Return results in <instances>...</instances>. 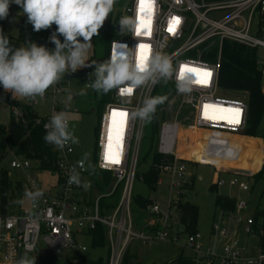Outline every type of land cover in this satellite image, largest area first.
I'll use <instances>...</instances> for the list:
<instances>
[{
	"label": "built area",
	"instance_id": "obj_1",
	"mask_svg": "<svg viewBox=\"0 0 264 264\" xmlns=\"http://www.w3.org/2000/svg\"><path fill=\"white\" fill-rule=\"evenodd\" d=\"M114 7L105 21L114 27V32L110 30L112 35L108 40L106 61L114 49L116 52L130 51L134 62L160 52L172 60L174 74L166 81L177 91V76L187 75L191 78V90L183 92L190 96L182 100L183 104L191 107L188 119L178 121L177 111L173 120L162 121L155 144L156 151L164 158L161 174L168 177L166 185L170 196L173 195L174 188L179 190L178 196L169 201V210L182 195L187 170L185 162H202L200 159L202 151L208 149L219 150L225 155L246 153L249 150V146L244 147L241 144L236 146L235 143H231L228 136L244 133L248 115L246 101L240 97L233 99L222 96L218 82V63H210L202 59L200 54L217 48L220 59L225 43H237L255 49L257 65L264 81V0H148L143 7L140 0H131L126 12L129 14L128 17L136 21V28L150 21V28H141L140 34L136 36L127 29H122V33L117 32L121 17L119 14L114 16ZM174 18L178 19L179 23H175ZM258 18L259 27L254 31L253 25ZM170 27H173L174 31L170 32ZM55 29L56 25L53 24L44 43V47L50 51L55 49V44L50 39ZM58 38L63 42L62 36ZM140 44L146 47L140 48ZM84 76L88 85L95 80V75L90 70L85 71ZM164 81L161 80L155 85L148 83L137 88L130 102L122 98L115 89L104 94V109L96 137V154L91 167L77 155L76 147L69 142L62 150L56 148L59 154L58 172L47 171L56 176V182L47 187H44L38 178L33 177V171L39 170L31 160L15 156L10 161L11 168L24 172L28 178L27 183L19 181L15 187L10 182L9 169H4L7 171L6 177L10 184L8 188L3 184V172L0 170V264H15L26 252L35 253L41 239L55 252L62 249L85 251L86 247L78 243L79 238L91 237V231L100 227L104 228L110 251L107 264H121L126 250L135 240L148 243L170 239L167 230L168 211L162 212L157 202L149 204L148 210L161 216L163 221L151 234L138 230L131 214L145 124V120L132 119L131 112L140 107L145 98L151 97ZM61 84L63 82L59 80L43 97V99L52 97L53 110L57 103V94L64 92ZM99 94L102 97V92ZM39 98L36 97L34 100L25 98L26 101L19 98V101L34 105ZM64 102L70 103L67 98ZM219 109H226L227 112L230 110V113L228 116L224 114L222 118H218L216 112ZM12 110L19 114L17 108ZM121 113H127V116H122ZM50 118L46 117L44 128ZM112 118L116 121L113 125L116 126L117 137L115 136L116 144L111 150L108 145ZM182 132V139L190 133L192 146L178 144ZM216 133L225 135L226 138L220 139ZM81 162L83 167H80ZM263 162L264 159L260 162L259 168ZM213 165L218 172L246 171V174L236 172V176L229 181V185L237 186L241 191L248 190L249 187L239 180L238 176L251 177L259 171V168L252 171L240 166L220 169ZM73 168L80 173V186L68 183ZM92 169L111 175L105 192L97 191ZM21 182L24 184L23 187H26L23 190L24 196L14 199L13 191L20 190ZM162 182L161 179L159 184ZM85 183L90 186L85 188L83 186ZM223 184L225 182L220 178L216 182L218 187ZM37 190L43 195L36 202L25 198L26 191ZM116 193H119L118 200L111 205ZM24 199L27 200L26 204ZM104 199L109 201L104 204ZM16 205L20 206L18 210ZM246 207V201L237 199L233 228L220 226L219 223L212 224L210 240L214 238V242L212 246L208 245V248L204 247V237L199 232L187 235L185 245L193 251L196 264H215L216 261L218 264H261L263 255L248 258L243 253L244 245L239 232L245 233L246 236L255 233L253 215L247 218L241 215ZM173 241L177 242V238ZM219 244H222L220 250ZM68 264L76 262L71 258Z\"/></svg>",
	"mask_w": 264,
	"mask_h": 264
},
{
	"label": "rangeland",
	"instance_id": "obj_2",
	"mask_svg": "<svg viewBox=\"0 0 264 264\" xmlns=\"http://www.w3.org/2000/svg\"><path fill=\"white\" fill-rule=\"evenodd\" d=\"M130 3L131 0H115L114 16L119 14L121 18L128 17L129 14L126 12V8L130 5ZM11 9L13 14L4 20L3 28L11 35L17 36L20 28L19 16L23 15V9L15 3L11 4ZM257 20H259V18L254 22V31L259 27V22ZM110 26L111 24L104 23L99 29L98 34L92 38L91 48L88 50L85 61L87 66L78 69L74 73L69 71L63 74L60 81L63 82V84H61V88L64 89V92L57 94L55 110H53V100L51 96L44 99L39 98L34 104V109L40 118L52 117V115L56 112H65L69 121V130L79 140L78 144H73L76 147L77 155L82 157L87 165H91L96 154L97 130L104 107L100 103L102 97L99 92L95 91L91 85L86 83L84 72L90 70L94 73L95 66L106 61ZM82 90L85 93L84 95H80ZM262 90L264 91V81L262 82ZM222 93V96L228 98L236 99L237 97V95L232 93ZM69 94L72 95V100L69 104H65L64 99L67 98ZM168 96V102L165 107V112L167 113L166 120H173L177 111L179 112V115L177 116L178 121H185L188 119L191 107L183 104L182 100L189 97L190 94L180 93L173 89L169 92ZM240 97L244 100L246 99L245 94H242ZM22 100L26 101L25 98H22ZM7 119L8 111L6 107L2 106L0 107V123H7ZM151 123V119L145 121L144 136L141 142L139 159L147 151L149 145L147 139H149L152 135ZM263 128L264 114L259 125V131ZM204 132L206 133L207 131ZM182 136L183 132L179 138L178 144L183 143L185 146H192L190 133H187L183 139ZM247 146H249V150H247L246 153L241 152L237 154L232 161H228L224 158H214L212 160L211 157L213 156V151L209 149L207 155L205 154L202 156L204 159L202 162H185L187 170L183 182V190L181 191L183 195L181 199H188L199 207L197 230L204 237L205 248H208V245L212 246L214 242V238L210 240L213 223H219L220 226L226 225L232 228L234 226L233 217L236 213V208L233 212L228 213L216 207L215 199L218 193L230 195L236 199L246 201L247 207L241 212V215L244 218L252 216L258 203L264 204V199H261L260 196L264 185L262 180L256 181L253 177L238 176L239 180L245 182L249 187L248 190L241 191L237 186L229 185V181L233 179L236 174L229 171L218 172L213 165L207 163H213L220 169L225 167L240 166L241 168L255 171L258 163L264 157V152L260 143L255 140L246 139L244 147ZM177 150L179 152V148ZM85 154H87V159H85ZM4 157L3 162L0 163V170L2 168L9 169L10 182L12 185L15 187L19 181L27 183L28 178L24 175V172L10 167V161L15 158L14 154L7 151ZM149 164L150 160H148L147 164L142 163L138 169L140 168V171H145L149 167ZM33 177L35 179L38 178L39 181H42L47 185L54 184L56 182V176L54 174H49L47 171L40 172L35 170L33 171ZM159 177V181L162 179L163 182L159 184L158 181V187L150 190L142 181H140L141 179H136L133 194L149 197L152 203H158L162 212L165 213L168 211L167 230L169 232L170 239L168 241H152L148 243H142L139 240L133 241L130 244V250L132 253L138 254L139 259L137 264H163L166 261L175 258L180 252H183L185 256L194 257L193 251L185 245L187 233L183 232V226L178 222V209L176 204L173 203L174 206L172 204L168 210L169 201L173 197L178 196L179 190L174 188L173 195L170 196L166 185L168 182L167 175L160 174ZM219 178L224 180L225 184L218 187L216 182ZM23 182H21L22 185L20 186V190L13 191V195L15 196L14 199H20V196H24L23 190H25L26 187H23ZM213 185L217 189H211ZM24 201V204H26L27 200L24 199ZM19 208L20 206L16 205V210ZM131 210L136 228L144 233H153L160 222L163 221L161 216L150 213L148 206L146 209L140 210L139 207L132 205ZM163 216L165 217V214H163ZM239 236L244 245L243 253L245 256L248 258L258 256V236L253 233L246 236L243 232H239ZM175 238H177V242L173 241ZM78 243L79 245L85 246L86 250L62 249L60 252H55L49 249L43 239H41L39 241L37 251L33 254L30 253L27 255L30 257L36 256V264H68V260L71 258L75 262H78L77 259L81 257L90 260L98 258H103L105 260L109 258L110 251L108 242L106 246H93L91 237L84 236L79 238ZM221 248L222 244H219L218 249L220 250ZM215 264H218V261H216Z\"/></svg>",
	"mask_w": 264,
	"mask_h": 264
},
{
	"label": "clouds",
	"instance_id": "obj_3",
	"mask_svg": "<svg viewBox=\"0 0 264 264\" xmlns=\"http://www.w3.org/2000/svg\"><path fill=\"white\" fill-rule=\"evenodd\" d=\"M12 3L23 9L34 31L47 30L53 24L56 25L50 37L55 44V49L51 51L33 42L13 49L7 36L0 31V86L14 97L34 100L36 97L43 99L46 91L58 83L66 72L74 73L87 66L85 61L92 38L109 17L115 0H0V19L8 16ZM119 24L122 29L137 35L136 21L132 17H122ZM59 36L63 37V42ZM173 74L172 60L166 54L157 52L134 62L130 51L116 52L114 49L109 60L95 66V80L91 87L104 94L115 89L130 102L137 88L148 83L155 85L161 80L166 81ZM191 87L189 76H177L179 92H188ZM84 94L82 90L80 95ZM67 100H72L71 94ZM165 100L164 96L145 98L142 105L131 112V118L150 120L157 106ZM45 128V142L58 149L62 150L69 142L79 143L78 138L69 130V121L63 111L53 114ZM80 167H83L82 162ZM68 183L81 185L80 173L75 168L72 169ZM83 186L87 188L90 185L85 183ZM42 195L39 190L25 192V198L32 202H36ZM28 250H31V246ZM15 264H36V256L30 257L26 252Z\"/></svg>",
	"mask_w": 264,
	"mask_h": 264
},
{
	"label": "trees",
	"instance_id": "obj_4",
	"mask_svg": "<svg viewBox=\"0 0 264 264\" xmlns=\"http://www.w3.org/2000/svg\"><path fill=\"white\" fill-rule=\"evenodd\" d=\"M12 14L10 5L8 16ZM6 18L0 19V31H2L9 39L10 47L13 49L24 47L27 46L29 42L36 43L38 46H44L49 34V29L41 30L39 32L34 31L32 25L28 23L27 16L23 14L19 16V33L17 36H13L6 32L3 28V22ZM109 29L114 32L113 26H110ZM112 32L109 31V36L112 35ZM217 55V48H211L201 53L200 57L210 63H218V82L222 92L229 94L232 93L237 95V97H240L242 94L246 95L245 101L248 106V115L244 134L248 136L260 137L264 141V128L259 131V125L264 114V91L262 90L263 79L257 65L256 50L237 43H225L220 59H218ZM173 89H175V87L170 82L164 81L158 88H156L152 95L164 96L166 97V100L164 103L157 106L154 115L151 117L152 135L149 139H147L149 142L147 151L138 161V167H140L142 163L147 164L148 160H150L149 167L145 171H140V168H137L136 173V179H141L140 181H142L147 188H149V190L158 187L162 160L164 158L156 151L155 142L158 139L160 123L166 120L167 113L165 112V107L168 102L167 96ZM0 97L10 106V110H8L7 123H0V163L3 162L6 152L10 151L14 154V156L22 157L35 162V167L40 172H58V151L54 145L48 144L44 140L46 129L43 124L46 121V118H40L38 116L33 104L20 102L19 97H14L11 92L5 91L2 86H0ZM104 101V93L102 92V100L100 103L103 106ZM12 108H17L19 114H15ZM210 134L213 133L210 132ZM216 134L220 139L226 138L225 135ZM228 136L231 143H235L236 146L239 144L244 146L245 140L247 139L235 137L233 135ZM208 150L202 151V156L205 154L207 155ZM237 154L239 153L225 155L219 150H214L211 159L224 158L228 161H232ZM202 156L200 158L201 161L204 160ZM263 159L264 157L260 160V162ZM260 162L258 163L256 170H258ZM4 169L6 170V168L1 169L4 178L3 184H5L8 188L10 187V184L6 177L7 171ZM92 172L94 175V181L98 187L97 191L99 193L105 192L111 175L104 172H98L96 169H92ZM233 173L235 174L236 172ZM251 177H253L256 181L262 180L264 184V163L259 172ZM214 185L211 189H217ZM182 196L183 195L179 196V200L176 203L178 209V222L183 226V232L187 233V235L193 234L198 232L197 224L199 207L188 199L182 200ZM260 196L261 199H264V185ZM118 197L119 193H116L111 201V205L117 202ZM108 201L109 199H104V204ZM236 201L237 199L233 196L218 193L215 199V206L220 208L222 211L230 213L235 210ZM151 203L152 202L149 197H144L139 194H134L133 196V205L135 207H139L140 210L146 209ZM4 211H6V209H4ZM252 215L255 219L254 234L258 236L259 254L264 256V204L258 203ZM91 239L93 246L107 245L103 227L91 231ZM138 259V254L132 253L129 247L123 256L121 264H137ZM107 260L108 259L104 260L103 258L90 260L81 257L77 259L78 262H76V264H107ZM163 264L196 263L194 262L193 256H185L183 252H180L175 258L166 261ZM261 264H264V258Z\"/></svg>",
	"mask_w": 264,
	"mask_h": 264
},
{
	"label": "snow or ice",
	"instance_id": "obj_5",
	"mask_svg": "<svg viewBox=\"0 0 264 264\" xmlns=\"http://www.w3.org/2000/svg\"><path fill=\"white\" fill-rule=\"evenodd\" d=\"M146 2H148V0H140V4H141V6L143 7V6L145 5ZM174 20H175V23H179V20H178V19L174 18ZM143 27H148V28H150V21H149L147 24H143V23H142L141 25H138V27H137V29H136V31H137V35L140 34L141 28H143ZM169 31H170V32L174 31V28H173V27H170V28H169ZM139 47H140V48H144V47H146V45L140 44ZM189 71H194V70L189 69ZM129 91H131V90H129ZM113 114L115 115V112H114ZM121 115H122V116H127V113H121ZM111 139H112V137H111V133H110V134H109V148H111ZM113 162H118V161H113Z\"/></svg>",
	"mask_w": 264,
	"mask_h": 264
},
{
	"label": "bare ground",
	"instance_id": "obj_6",
	"mask_svg": "<svg viewBox=\"0 0 264 264\" xmlns=\"http://www.w3.org/2000/svg\"><path fill=\"white\" fill-rule=\"evenodd\" d=\"M228 110H226V109H219L217 112H216V115H217V117L218 118H222V116L225 114V116H228L229 115V113H230V110H229V112H227ZM239 118V117H238ZM113 122L114 123H116V121H115V119L114 118H112V124H111V128H110V133H111V137H112V139H111V150L113 149V147L115 146V144H116V137H117V130L115 129V125H113ZM122 124H123V120H122ZM120 127H122V125H120ZM116 136V137H115ZM109 146V145H108Z\"/></svg>",
	"mask_w": 264,
	"mask_h": 264
},
{
	"label": "crops",
	"instance_id": "obj_7",
	"mask_svg": "<svg viewBox=\"0 0 264 264\" xmlns=\"http://www.w3.org/2000/svg\"><path fill=\"white\" fill-rule=\"evenodd\" d=\"M0 107H6V109H7V111L8 110H10V108H9V106L5 103V102H3L2 101V99L0 98ZM7 121H8V119H7ZM6 121V122H7ZM233 136H235V137H241V138H247V139H252V140H255V141H257V142H259L260 143V145H261V147H262V150L264 151V141L262 140V138H260V137H254V136H248V135H245L244 133H242V134H238V135H233ZM207 163H209V164H211L210 162H207ZM211 165H213V164H211ZM214 166V165H213ZM215 167V166H214ZM216 168V167H215ZM261 168V167H260ZM260 168H259V170H260ZM217 171V170H216ZM42 184H43V186L44 187H47V184H44L43 182H42ZM49 186V185H48Z\"/></svg>",
	"mask_w": 264,
	"mask_h": 264
},
{
	"label": "water",
	"instance_id": "obj_8",
	"mask_svg": "<svg viewBox=\"0 0 264 264\" xmlns=\"http://www.w3.org/2000/svg\"><path fill=\"white\" fill-rule=\"evenodd\" d=\"M116 30H117L118 33H122L123 30H122L120 24H118ZM235 172H237V173H241V174H246V173H247L246 171H243V170H235Z\"/></svg>",
	"mask_w": 264,
	"mask_h": 264
}]
</instances>
